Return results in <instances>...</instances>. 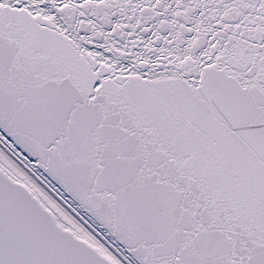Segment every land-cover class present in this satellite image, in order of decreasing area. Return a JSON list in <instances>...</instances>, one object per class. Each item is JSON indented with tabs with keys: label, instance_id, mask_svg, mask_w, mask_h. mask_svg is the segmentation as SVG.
<instances>
[{
	"label": "snow or ice",
	"instance_id": "1",
	"mask_svg": "<svg viewBox=\"0 0 264 264\" xmlns=\"http://www.w3.org/2000/svg\"><path fill=\"white\" fill-rule=\"evenodd\" d=\"M0 264H264V0H0Z\"/></svg>",
	"mask_w": 264,
	"mask_h": 264
}]
</instances>
